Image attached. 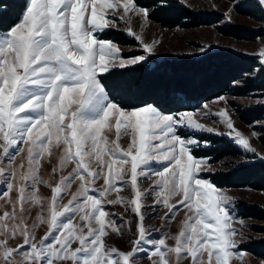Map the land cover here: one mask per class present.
Listing matches in <instances>:
<instances>
[{
	"label": "snow or ice",
	"instance_id": "obj_1",
	"mask_svg": "<svg viewBox=\"0 0 264 264\" xmlns=\"http://www.w3.org/2000/svg\"><path fill=\"white\" fill-rule=\"evenodd\" d=\"M8 7L0 0V13ZM133 17L141 19L140 31ZM149 18L137 0H23L18 20L0 29V264H140L142 253L150 264H243L233 197L203 177L212 169L209 158L194 155L201 141L180 129L227 135L264 160L251 143L259 134L238 130L227 107L169 114L155 102L123 106L109 94L105 74L147 57L123 56L102 34L123 23L145 53H154L158 41L143 37ZM257 55L264 64V47ZM209 115L226 131L201 123ZM53 159L46 178L43 163ZM143 180L151 181L148 188ZM125 188L131 198L121 194ZM108 205L136 219L128 251L106 243L112 233L123 235L115 217L124 214ZM148 207L166 209L161 228L182 212L178 231L154 239L161 229L145 223ZM124 226L131 231L132 221Z\"/></svg>",
	"mask_w": 264,
	"mask_h": 264
},
{
	"label": "trees",
	"instance_id": "obj_2",
	"mask_svg": "<svg viewBox=\"0 0 264 264\" xmlns=\"http://www.w3.org/2000/svg\"><path fill=\"white\" fill-rule=\"evenodd\" d=\"M234 1L235 12L264 24V6L258 0ZM9 5L6 13H0V29H7L19 18L23 0H5ZM140 6L150 9V19L159 25L172 27H196L217 24L222 16L215 11L196 12L178 0H137ZM19 5V6H17ZM224 35L238 39L253 40L264 35V29H249L232 24L217 25ZM107 39L120 44H134L124 32L109 30ZM109 94L123 106H137L141 102H155L166 113L190 111L202 103L229 94L237 97H264V64L258 55L236 53L227 49H213L198 57L151 58L125 69H114L105 74ZM238 118L245 124L264 121V103L237 109ZM260 145L264 147V124L257 126ZM208 146L197 147L196 156L209 158L215 163L230 156L239 158L242 150L231 140L220 135H201ZM218 188L248 187L264 193V160L251 159L231 169H218L205 173ZM237 215L262 221L250 224V228L262 237L242 242L239 248L264 259V207L237 200Z\"/></svg>",
	"mask_w": 264,
	"mask_h": 264
},
{
	"label": "rangeland",
	"instance_id": "obj_3",
	"mask_svg": "<svg viewBox=\"0 0 264 264\" xmlns=\"http://www.w3.org/2000/svg\"><path fill=\"white\" fill-rule=\"evenodd\" d=\"M178 1L196 12L215 11L222 16V20L219 23L213 25L204 24V25H199L196 27H188V28H183V27L166 28L149 18L148 23L144 25L143 37L146 42H151L153 40L158 41V43L156 44L155 52L151 54L144 52L139 42L136 41L133 37L128 35L123 30L124 25L123 23H121L119 28L112 30L122 31L128 38L134 39V44H120L114 41L121 48L123 56L130 57L135 55H146L147 58L145 61H148L151 58L162 59L167 57H183V56L198 57L206 53L207 51L213 49H227L234 51L236 53L257 55L258 50L261 47H264V35L258 36L253 40L238 39L224 35L220 33L216 28L217 25L227 23V24H232L239 27L249 28L254 30L264 29L263 23L257 22L249 16L241 15L235 12L233 9V5L235 3L234 1L231 0H178ZM230 8L232 9V13H231V19L229 20L226 19L224 13L227 12ZM132 23L134 30L140 31L141 23H142L141 19L139 17H133ZM103 36L104 33L102 34L101 38L107 39ZM201 47H204L206 50L204 52H201L200 51ZM220 97H225L226 103L225 101H218L217 99L218 97H217L202 103L198 108L190 111L198 110L200 113H203L204 111L210 110L211 112L215 113L218 112L220 109L227 107L232 116V119L235 121V127L238 130L242 131L246 135H250L253 131H255L260 135L257 126L261 124L263 125L264 121H256L252 124H245L239 120L237 109L243 108L248 105L264 103V97H255L251 95L244 97H237L229 94H225ZM204 105H207L208 108L205 109ZM169 114H175V113H169ZM200 121L201 123H204L207 126L218 128L220 132L226 131V129L221 125L219 118L216 116L209 115L207 117H200ZM180 134L184 137H192L201 141V143L197 147H203L209 145V143H207V145L203 143L206 140H202L200 138L201 135H205V136L217 135L215 133L196 131L188 128H181ZM220 136H224L229 140H231L236 146H238L242 150L243 155L239 158L227 156L218 162L215 163L209 162L212 169L211 171L218 169H231L237 166L238 164L248 162L251 159H261L260 156L258 155H254L252 153L246 152L243 148L237 145L229 136L227 135H220ZM258 137H253L251 139V143L253 144V146H255L258 149L259 153H264V147L260 145ZM122 143L126 145L127 139L125 138L122 141ZM196 157H204V156H196ZM55 163H56L55 159H53L52 163L44 162L41 175L47 178L51 173V169ZM68 170L70 171V168ZM205 173L202 174L204 178H206ZM150 183H151L150 180H143L142 186L144 188H148ZM75 187L76 186L73 185V189H72L73 191L75 190ZM220 189L225 191L229 196L233 197V201L230 207L235 217L234 226L238 229L239 232L243 233V236L240 237L241 241L245 242L253 238L262 237L263 236L262 234L256 233L250 228V224H262L263 222L249 218L246 219L240 218L237 215V211H238L237 200H242L249 203H255L264 207V193L261 191L253 190L248 187L220 188ZM3 190H4V185L0 183V192H2ZM40 191L44 196L51 195L50 189L44 185L40 186ZM121 194L131 198L132 195L131 189L125 188ZM67 199L68 197H65L64 202H66ZM147 204L149 205L152 204L151 198L147 200ZM106 209L112 213L124 214L123 219H121L120 216L118 215L115 217L118 224L122 226L123 235H117L115 233H112L107 237L106 243L109 246H115L123 251L130 250L131 249L130 242L135 238V223H136L135 217L131 212H126L125 209L120 205H115V206L108 205L106 206ZM165 211L166 209L159 207L155 209H153L152 207H148L147 209H145L144 212L146 216L145 223L154 229H161L160 233H155V232L153 233L154 239L162 235L165 230L170 231L172 233H176L178 231L179 221L183 218V213L181 212L177 216L175 221L168 222L165 228H161L160 218L164 215ZM36 212L37 209L35 208L31 210L30 213L31 218L28 221L30 224L32 223V219H34V217L36 216ZM125 220L132 221L133 227L131 231H129L127 227L124 226ZM240 220H243L244 223L241 224L239 222ZM45 231H46V226H41V228L37 230V237L39 238L40 236H42ZM19 242L20 241L18 240H13L10 241V244L12 246H15ZM169 243H173V242L169 241ZM243 252L245 253L243 264H264V259L256 257L249 252L246 251ZM138 259L140 261V264H150V261L143 253L140 254ZM235 264H241V262L236 261Z\"/></svg>",
	"mask_w": 264,
	"mask_h": 264
}]
</instances>
